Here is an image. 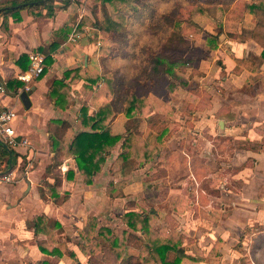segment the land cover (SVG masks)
I'll return each mask as SVG.
<instances>
[{"label": "crops", "instance_id": "1", "mask_svg": "<svg viewBox=\"0 0 264 264\" xmlns=\"http://www.w3.org/2000/svg\"><path fill=\"white\" fill-rule=\"evenodd\" d=\"M67 1L46 4L52 10L51 17L46 16L44 8L0 15V84L5 90L0 93V110L16 112L12 122L15 137L28 140L27 146L11 149L0 138V148L6 150L0 176L10 174L13 178L10 183L0 182V264H72L73 256L82 263L88 257L84 248L89 243L80 238L77 229H84L93 218L96 228L126 230L121 216L130 210L161 212L160 218L165 221L179 220L191 209L212 205L218 214L234 210L230 216L233 225L229 217L220 219L213 233L200 236L205 241L201 250L207 251L212 239L219 237L215 234L226 229L227 234L221 236L222 253L237 243L235 239L242 233L239 227L264 226V58L260 57L264 44L252 37H240L243 30L255 28V17L244 12L243 5L256 0H212L217 2L212 11L195 12V17L214 18L220 10L225 15L235 8L240 22L233 31L219 27L218 37H209L208 44L193 42L181 50L179 71L175 65L165 64L164 89L158 92L156 84L147 83L148 89L138 92L150 108L147 116L140 118L136 131L145 143L165 150L163 155L156 153L146 163L131 158L112 170L120 145L134 125L132 119L119 113L110 129L121 139L101 171L93 176L92 184H84L75 170L73 181H61V190L68 193L64 202L55 203L47 194L45 200L41 198L44 183L53 182L52 175L47 174L54 157L49 142L51 122L68 123L74 134L87 131L90 128L81 129L76 124L81 106L86 103L92 115L104 100L113 99L111 94L94 95L86 88L89 83L85 72L99 77L101 71L95 52L97 33L88 12V6L96 2ZM72 35L80 37L72 42ZM34 51L44 54L45 68L25 91L16 77L28 69L29 60L20 58ZM56 81L63 82L64 87H57L51 96ZM10 82L20 87L9 86ZM98 86L99 82L93 90ZM24 92L26 98H22ZM196 162L209 170V190L218 193L211 200L218 202L200 204L199 182L192 172ZM224 166H230L229 179L224 177L228 175L223 174ZM68 169H75L72 159H64L59 167L62 174ZM38 216L60 225L52 232L53 248L60 255L40 252L38 247L49 240L34 231L33 220ZM229 227H234V232ZM81 243L86 245L81 247ZM187 254L198 258L192 252ZM181 264L197 262L183 259Z\"/></svg>", "mask_w": 264, "mask_h": 264}, {"label": "trees", "instance_id": "2", "mask_svg": "<svg viewBox=\"0 0 264 264\" xmlns=\"http://www.w3.org/2000/svg\"><path fill=\"white\" fill-rule=\"evenodd\" d=\"M40 1L45 2L38 3ZM53 1L54 0H3L0 2V15H15L21 9L38 10L44 8L47 12L46 16L51 17L53 15L52 10L47 8L46 4L52 3ZM113 1L114 0H100V3L106 4L112 3ZM162 1L166 3L173 1V3H171L172 6H168L167 10H164L161 15H164V18L172 19L173 21L172 27L176 29V31L172 32L173 34L171 37H175L179 43H184L185 40L179 36L183 18L178 11L187 0ZM213 2L215 4L216 1H210V3ZM67 3L69 2L67 1ZM224 5L226 6L227 4L225 3ZM195 8L197 9L195 11L198 13H204L206 11L201 6L194 5V9ZM132 9L134 12L137 11L134 16H136L137 19L141 18V21L137 23L142 26H147L148 31L150 30L153 34H156L157 28L154 26V20L159 19L160 16L157 18V8L156 6L154 7L152 1L149 0L146 4L145 2H139L138 0L137 4H135ZM243 11L250 13L255 17L256 25L251 31L243 30L240 37H252L257 42L264 44V0L245 3L243 5ZM118 17V20H112L114 22L112 27H100V24L97 21L94 22L96 23L94 27L100 30H105L108 33H113L117 31V27H122L125 37H128L126 42L127 47H125L126 49L124 48L122 58L123 60L128 61L136 60L138 58L136 55L139 54V47L135 46L136 41L131 42L129 40V36H141L142 33L135 30L132 24L124 25L127 22L125 16L120 15ZM16 19L18 20L17 17ZM189 19L190 17H188L187 20L190 21ZM4 27L6 28L5 24ZM216 37H218V33H216L215 37L212 36L211 38L215 39ZM260 57L264 58V50L261 52ZM24 59L28 60V56H22L20 58V60ZM141 61H143V58ZM154 62L155 66L153 67V71L159 73L157 67H160L163 62L157 60ZM101 65H103L105 69L108 67L106 60H101ZM125 65L124 67L122 65L117 69L119 73L110 74L107 72V74L102 73V76L99 77H94L89 72H85L87 75L86 81H88L90 85H87L86 88L91 90L94 95H113V99L109 101L104 100L102 105L97 107L92 115H89L90 108L86 103L81 106L76 124L81 129L90 128L89 130L74 134V129L68 123L57 120L51 122L49 142L54 157L53 164L48 168L47 174L52 175L53 182L51 184L44 183L45 191L40 189V196L43 200L47 198V194L55 203L64 202L68 197V193L61 190V181H73L75 178V170L82 176L84 184H92L93 176L101 171L106 157L121 139V136L113 135L110 129L113 120L119 113H122L126 118L132 119L134 125L127 131L128 135L123 139L120 145V154L115 159L112 170H116L119 164L131 158L136 159L140 163H146L152 160L156 153H162L161 155H163L165 150L161 151L160 147L150 146L145 143L136 131V127L141 120L140 118L147 116L150 106L145 97L142 94H138V92L142 91L133 90V87L130 88L133 85L141 87L139 81V77H141L140 74L133 78L131 85L126 84L129 77L128 74L122 70L125 69ZM141 65L142 64H138L139 67H141ZM161 69L163 68L161 67ZM67 75H69V72L66 73V76ZM149 76L150 74H146L143 77V81L149 78ZM100 81L101 87L93 90L92 86L97 85ZM11 85L15 88L20 87L16 82H10L9 86ZM57 87L63 88V82L56 81L53 83L50 91L51 96L55 94ZM55 104L57 105V101ZM5 156L6 150L0 148V163ZM64 159H72L75 169H68L62 174L59 167ZM160 159H162V156ZM208 171L209 170L202 166L201 163L196 162L192 165L193 175L199 182L198 197L201 205H206V197L208 195L216 196L218 194L217 192L209 190L211 182L206 178ZM121 219L127 228L141 233V236L145 240V245L139 249H135L130 245L132 242L130 241L131 237L138 240L135 235H131L125 230H112L105 227L96 228L95 220L90 218L84 229H77L80 238L90 244L91 248L87 253L90 255L100 254V247L96 242L97 239H100L103 243L109 245L110 250L115 253L116 260L120 262L123 261L125 264H131V260L135 259H137V264H180L183 259L191 261L196 260L194 257L188 255L185 249L180 245L179 234L168 235L165 233L162 235L163 237H160L157 234V231L154 228V223H156L155 211L140 214L134 210H130L126 211L121 216ZM33 225L36 234H45L49 240L38 247L40 252L49 256L60 255L59 251L53 248L54 240L52 237L53 230L59 228L60 225L58 223L50 222L44 216L35 217ZM255 243L257 248L260 244L264 246V229L254 235L253 245ZM85 251L86 250H84L83 253ZM170 255H173L172 258H169ZM72 258L76 260L74 256ZM254 260L257 262L255 258ZM76 261L78 262V260ZM39 264L47 263L41 262Z\"/></svg>", "mask_w": 264, "mask_h": 264}, {"label": "rangeland", "instance_id": "3", "mask_svg": "<svg viewBox=\"0 0 264 264\" xmlns=\"http://www.w3.org/2000/svg\"><path fill=\"white\" fill-rule=\"evenodd\" d=\"M149 0H139V2H145L148 3ZM154 4V7L157 8V18L160 16L159 19L154 20V26L156 29V34H153L150 30H147V26L139 25L137 22L141 21V18H136L134 16L137 11H133V6L137 4L138 0H114L112 3H106L101 4L100 0H95V4L88 6V12L90 16L93 19V26L96 25L94 22H98L100 27H112L114 25V22L112 20H118V16H125L126 23L124 25H133V28L135 30H138L141 32V36L139 35H133L129 36V40L131 42L136 41L135 46L139 47V54L136 55L138 58L136 60H123L122 56L124 54V48L126 46V42L128 40V37H125L122 27H117V31L113 33H108L105 30H100L94 27V30H96L97 35L95 36L96 42H95V48H96V55L98 56V60L100 63L101 71L100 76H102V73L107 74L109 72L110 74L119 73L117 71L118 68H120L122 65L124 67L125 64V73L128 74V82L126 84H132L133 78L140 74V83L141 87L139 86H131L133 87V90L138 91H144L148 89V84L154 85L156 84V91H161L164 89V72H165V64H171L172 66L175 65L176 71H179L181 69V60L178 56L181 53V50H183L186 47H189L190 44L203 43L208 44L207 41L211 35V37H215L217 30L219 27L224 30H235L237 28V24L240 22V18L238 17V13L233 8L230 12H227L225 15L223 14V10H220V12H217L214 18L212 16L210 17H195L196 15V8L194 9V5L204 7L205 10L212 11L214 6H216V3H210L212 0H187L189 2H184V4L181 6L180 10L178 11L183 18V23L181 24V31L179 32V36L185 40L184 43H179L175 37L172 36V32H175L176 29L172 27V19H166L164 18V15L162 16L164 10H167L168 6H172L171 3L173 1L164 2L162 0H150ZM139 10V9H138ZM209 14H213V12H209ZM188 17H190V21H188ZM148 21V20H146ZM243 22V21H242ZM120 26V25H119ZM168 28V29H167ZM226 31V32H227ZM212 32V33H210ZM177 33V32H176ZM99 37V38H98ZM126 49V48H125ZM107 50V51H106ZM143 58V61L141 59ZM101 60H106V64L108 65V69L103 67L101 65ZM155 60L159 62H163V64L160 65V67H157V70H159V73H156L153 71V67L155 66ZM171 60L172 63L170 62ZM138 64H142L141 67L138 66ZM171 66V67H172ZM105 70V71H104ZM143 72V73H142ZM144 74V75H143ZM149 75V78L143 81V77L145 75ZM152 74V75H151ZM101 84V81L99 82ZM99 88V86H98ZM131 90V89H130ZM177 104H179V100H177ZM232 166V165H230ZM229 166V167H230ZM229 167L224 166V173L228 174L224 176L225 178L229 179V174L231 173L229 170ZM1 171V169H0ZM227 182V180H226ZM238 187V186H236ZM214 196L208 195L206 198L207 203L211 202H218L217 199L213 200ZM222 197H226L225 195ZM212 199V200H211ZM211 200V201H210ZM225 202H228L227 199H225ZM204 207V206H201ZM215 205H212V208H196L191 209L190 212L187 213V215H184L183 218H179V220L174 219H166L169 220L168 222L165 221V219L160 218L159 213L161 212H155L156 213V223H154V228L157 231V234L160 237H163L165 233L168 235L171 234H179V243L180 245L185 249V251L188 253V251L194 256H198V258H195V262L197 264H264V246L260 244L257 248L256 243L253 245V237L256 233L260 232L262 229H264V226H258L257 225H249L247 224V227L244 228L239 227L238 229H241V235L238 236V230L234 233L237 237L235 239L237 243H232V246L229 247L226 251L222 253V246L224 242L221 239V236H225L227 234L226 229H221L218 235L219 237H214L210 244L208 245L209 248L201 250V247L204 246L205 241L200 236H205L206 232L213 233V228H218L216 226V223L219 224L220 219H228V222L233 225L230 219V216L234 213L233 211L226 210L221 211L219 214L214 210ZM223 207V206H221ZM194 208V207H193ZM210 210V211H208ZM224 210V209H222ZM140 214L151 212L149 211H136ZM173 213H180L184 214L185 212H173ZM217 213L218 215H216ZM236 213V212H235ZM165 214L168 216V213L165 212ZM215 214V216H214ZM234 215V214H233ZM237 216V215H236ZM241 220V216H237ZM186 218V219H185ZM185 219L186 222L183 220ZM174 220V221H171ZM165 221V223H163ZM225 222V220H223ZM242 221V220H241ZM175 222H179V224H176ZM227 222V220H226ZM96 223V222H95ZM117 223V221H116ZM223 226V225H222ZM230 226L229 224L224 226L223 228H227ZM112 227V226H111ZM127 232H129L131 235H135L137 238L138 236L135 233H138L141 235L140 232L133 231L130 228L125 227ZM231 228L232 232H234V227ZM112 230H122V229H116L113 228ZM74 232L72 231V235ZM73 238V237H72ZM74 239V238H73ZM130 245L134 246L136 249L141 248L143 245H145V240L141 236L138 238V240H135L133 237H131ZM209 241V240H207ZM96 242H99V239L96 240ZM202 242H204L202 244ZM102 243V242H101ZM98 243L100 247V254L98 255H90L88 253V257L82 261V263L77 262L76 260L72 259V264H123V261L116 260L115 253L110 250V247L108 244L104 243L101 244ZM54 244V241H53ZM86 245L84 243L79 244ZM212 246V247H210ZM90 244H87L86 250L89 252L90 250ZM205 248V247H204ZM83 249V248H82ZM203 253L208 254L207 257H201ZM224 254V255H223ZM230 255V258L227 256ZM173 255H170L169 258H172ZM254 258L257 260V262L254 260ZM137 259L131 260V264H137ZM123 262V263H122ZM47 263V262H46ZM48 264V263H47ZM125 264V263H124ZM181 264V262H180Z\"/></svg>", "mask_w": 264, "mask_h": 264}, {"label": "built area", "instance_id": "4", "mask_svg": "<svg viewBox=\"0 0 264 264\" xmlns=\"http://www.w3.org/2000/svg\"><path fill=\"white\" fill-rule=\"evenodd\" d=\"M80 36L72 35L69 41L74 42ZM29 67L25 72L20 73L16 78L23 84V90L27 91L34 80H36L44 71L45 57L39 51L30 52L28 54ZM4 87L0 84V93H4ZM16 118V112L11 109L0 110V138L3 144L7 147L14 149L18 147H25L28 145L27 139H17L15 137L14 129L12 126L13 120ZM13 178L10 174L0 176V182L10 183Z\"/></svg>", "mask_w": 264, "mask_h": 264}, {"label": "water", "instance_id": "5", "mask_svg": "<svg viewBox=\"0 0 264 264\" xmlns=\"http://www.w3.org/2000/svg\"><path fill=\"white\" fill-rule=\"evenodd\" d=\"M41 2H45V1H40L38 3H41ZM22 98H26V93L25 92L22 94ZM29 187H30V185L28 184L27 191L29 190Z\"/></svg>", "mask_w": 264, "mask_h": 264}]
</instances>
